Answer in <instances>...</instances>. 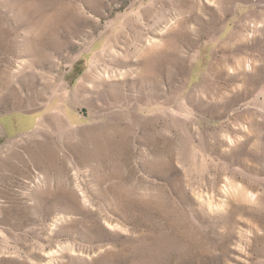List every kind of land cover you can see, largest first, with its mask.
<instances>
[{"label": "rangeland", "instance_id": "1", "mask_svg": "<svg viewBox=\"0 0 264 264\" xmlns=\"http://www.w3.org/2000/svg\"><path fill=\"white\" fill-rule=\"evenodd\" d=\"M6 114L0 264H264V0H0Z\"/></svg>", "mask_w": 264, "mask_h": 264}, {"label": "crops", "instance_id": "2", "mask_svg": "<svg viewBox=\"0 0 264 264\" xmlns=\"http://www.w3.org/2000/svg\"><path fill=\"white\" fill-rule=\"evenodd\" d=\"M1 120L0 125L4 132L8 135H18L24 132V129L26 128L32 129V117H22L17 114H6L1 117Z\"/></svg>", "mask_w": 264, "mask_h": 264}]
</instances>
